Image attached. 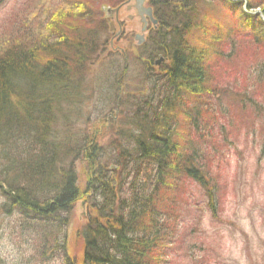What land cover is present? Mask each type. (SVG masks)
I'll return each instance as SVG.
<instances>
[{
  "label": "rangeland",
  "instance_id": "374dc122",
  "mask_svg": "<svg viewBox=\"0 0 264 264\" xmlns=\"http://www.w3.org/2000/svg\"><path fill=\"white\" fill-rule=\"evenodd\" d=\"M158 1L167 3L170 9L175 2ZM102 2L116 6L120 3L115 0H0V55L5 56L6 50H16L14 48L21 43L19 48L32 50L40 60V64H36L39 73L45 64L60 60L64 63L83 61V57L90 55L78 56L81 44L72 46V42H67L61 46L55 39L61 36L60 32L72 37L74 31L66 30L69 26H75L80 36H86L84 32L91 26V32L100 34L102 41L109 39L108 29L105 31L98 18L90 24L81 17L90 11L98 15V5ZM70 4H74L73 7L66 9ZM187 7L194 9L193 18L197 23L190 26V22L182 19L183 25H188L187 34L180 33V28L177 31L186 47H193L194 53L201 57V64L208 67L211 76L208 87L213 96L203 94L199 98L200 128L187 131V118L185 114H179L177 123L181 126H177V139L179 143H185L190 151L198 150L197 163L205 166L204 174L210 178V184L209 190H205L192 179L181 176L172 189L161 193L160 209L167 216L164 235L172 236H158L165 254L162 264H167L166 261L170 264H264V24L247 28L240 13L250 17V10L238 13L227 0H199L196 7ZM127 9L123 6L120 11L121 28L112 15L109 17V21L116 26L115 35L122 31L118 47L119 52L125 51L123 55L126 59L118 53L107 58V53H111L107 50L105 55L96 56L90 64L83 61L82 72L87 78L83 96L77 90L75 80L66 76L56 79L55 83L66 84L71 93L65 95L67 87L61 89L58 94L61 101L59 108L56 104V108L51 107V116L46 119L45 115H40L43 119L41 125L50 126L54 132L56 151L66 149L69 141L79 138L97 142L103 152L96 166L105 171L109 163L119 164L122 170L118 181L120 178L128 179L132 173L131 168L121 160V157H126L122 149L125 141L120 137L121 130L138 133L133 125H126L132 110L129 105H124L123 109L122 103L125 104L131 97L138 98L139 102H151L153 98L148 89L157 90L162 85L166 86L159 90L168 89V83H160L158 73L149 70L160 40L151 37L140 49L141 56L149 58V63L143 67L134 53L138 50L135 36L140 34L142 24L136 12ZM256 9L259 10L253 11L263 12L261 6ZM74 13L76 16L72 15ZM52 33L58 35L51 36ZM256 34L263 37L257 38ZM48 35L51 40L47 39ZM45 39L44 51L39 47ZM89 45L93 46L92 43ZM54 52L56 54H52ZM87 64L89 70L86 74L84 68ZM108 68L112 71L109 72ZM120 75L123 77L117 94L116 81ZM36 84L41 85V81ZM37 94L43 96L39 101L52 98L50 93V96L46 95L41 89ZM115 95L117 103L121 104L120 113H123L118 116L119 126H114L113 120L108 119L117 112L113 111L108 101L109 98L114 101ZM112 104L115 107V103ZM182 104L189 111L191 104H186L185 100ZM16 136L18 134L13 135L3 148L0 147V159L6 163L5 158L10 156L11 160L19 163L17 171L29 159L27 154L31 148L29 138ZM3 149L11 151L12 155L10 152L3 154ZM65 153L61 152L60 156H65ZM86 160L84 157L77 162L71 161L74 162L78 187L82 192L92 187L95 181V177L90 176L91 169ZM71 162L66 164V168ZM1 169L0 166V178H3L8 174H2ZM147 190L136 193L142 197L150 192V188ZM211 192L213 196H210ZM90 197L94 203L96 197L92 194ZM3 201L0 197V259L5 264H28L30 260L29 264H65L61 256H54L48 262L33 260L34 244L20 240L22 220L17 214L7 215ZM81 201L75 203L66 218L69 223L66 255L69 260H78L76 263L71 261V264H85L86 246L81 234L88 224L89 213L88 205ZM212 202L215 204L214 213L210 207Z\"/></svg>",
  "mask_w": 264,
  "mask_h": 264
},
{
  "label": "trees",
  "instance_id": "16d2710c",
  "mask_svg": "<svg viewBox=\"0 0 264 264\" xmlns=\"http://www.w3.org/2000/svg\"><path fill=\"white\" fill-rule=\"evenodd\" d=\"M198 1L181 0L184 9L179 16L186 22H190V26H194L197 20L193 18L194 9H188L187 6L196 7ZM248 1L250 9L254 8L252 6H261L264 13V0ZM227 3L234 11L242 12L241 3L229 1ZM73 5H68L66 9ZM68 14L71 15L69 12ZM72 15L76 16V13ZM240 18L247 28L261 24L259 18L248 17L243 12L240 13ZM180 29L182 33L187 34L188 25L184 23ZM66 30L67 32L73 30L74 38L60 32L61 36L56 37V42L62 44L61 46L67 42H72V46L81 44L79 57L92 52V46L89 43L95 34L91 32L93 31L91 26L84 32L86 36H80L75 26H69ZM55 34L52 33L51 36ZM190 35L194 38L192 34ZM51 36L48 35L47 39L51 40ZM47 39L41 42L39 49L43 48L45 51L44 42ZM179 45L183 47L184 53L176 49L177 52L175 51L173 55L170 73L174 79L173 92L169 96L171 99L164 102V105L167 104L165 111L162 114L161 108L156 103L146 105L145 109L138 110L140 112L135 114V119H139V123L133 125L138 133L129 136L128 132H123L128 135L129 144L136 143L133 152L129 151L126 157H121L132 172L130 175L133 180L129 181L130 185L126 189L132 199L130 203H128L129 200L121 199L117 189H113L107 183L104 184L103 181L107 180V172L96 168L103 152L97 142L79 138L76 141H69L66 149L56 151L54 132L51 131L50 126L41 125L43 119L40 115H45L44 119L49 117L52 104L56 101L54 95L59 89H63L54 80L76 75L81 70L83 61L80 59L78 60L80 63L75 61L64 63L60 60L58 63L48 64L39 73L36 69L38 61L35 53L32 50L19 48L22 47L21 43L14 48L16 50H6L5 56L0 55V144H8L9 139L18 134L30 139L29 148H31L30 153L27 154L29 159L24 167L15 174L16 179H13L12 184H8L10 185L9 199L15 202V205L30 209L46 217L48 222L55 223L58 215L68 214L79 198L94 192L98 199L100 198L99 208L103 221L108 226L105 227V224L98 220H92L87 225L83 234L86 246L85 264H159V258L164 256V248L158 236L163 234L162 236L167 237L164 235L166 230L164 224L167 220L164 211L160 209L162 208L159 200L161 193L172 189L174 182H179L178 178L181 176L192 179L203 189L209 186L210 178L206 177L204 174L206 171L199 167L195 158L196 151H192V154L188 156L187 154L191 153L189 147L185 143H179V138L177 139V126L181 124H177L175 119L170 120L182 110L184 100L186 104L195 101L196 98L199 101L201 95H209L211 91L208 89L207 82V80L210 82L208 67L201 64V57L194 53L193 47L185 51L184 44ZM85 58L83 57V60ZM25 79L29 81L25 84L26 86H24ZM32 81L34 85L30 86L29 83ZM39 81L41 85L36 84ZM34 87L49 88L52 98L39 101L37 89ZM70 93V89L64 90L65 95ZM110 102L111 99H109ZM159 103L163 105V102L159 101ZM190 109L191 111L186 110L189 119L185 125L187 131L200 127L199 123L192 120L198 114H193L198 112L196 105ZM151 113H154L156 121L149 122V125L145 127L141 119L144 117L147 119ZM126 145L130 149L127 143ZM70 148L72 149L69 150ZM61 152H66L65 156L61 157ZM84 157L87 158L86 161L91 169L90 176L95 177V181L92 187H87L82 193L78 187L74 162L71 161L77 162ZM10 158V156L6 157L9 167L14 164ZM68 162L71 163L66 168ZM98 177L100 178L96 181ZM20 179L23 185H16ZM149 188L150 192L142 197L136 193L138 190L146 192ZM62 243L63 240L55 241L53 248L64 254L65 244Z\"/></svg>",
  "mask_w": 264,
  "mask_h": 264
}]
</instances>
